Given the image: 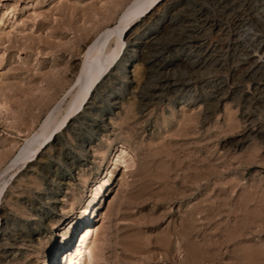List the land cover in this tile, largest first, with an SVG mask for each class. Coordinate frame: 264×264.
I'll list each match as a JSON object with an SVG mask.
<instances>
[{
	"label": "rangeland",
	"instance_id": "obj_1",
	"mask_svg": "<svg viewBox=\"0 0 264 264\" xmlns=\"http://www.w3.org/2000/svg\"><path fill=\"white\" fill-rule=\"evenodd\" d=\"M130 1L0 0V175ZM93 93L7 177L0 264H52L90 202L58 264H264V0L166 1Z\"/></svg>",
	"mask_w": 264,
	"mask_h": 264
},
{
	"label": "bare ground",
	"instance_id": "obj_2",
	"mask_svg": "<svg viewBox=\"0 0 264 264\" xmlns=\"http://www.w3.org/2000/svg\"><path fill=\"white\" fill-rule=\"evenodd\" d=\"M166 1L168 0H131L117 20L90 41L84 53V60L79 68L76 83L72 87L75 91L65 113L62 116L60 115L61 117L57 114L61 103L52 109L33 133L25 139L3 169L0 175V203L9 184V178L7 177H12L39 153H42L43 148L51 141L53 136L66 126L70 119L86 108L92 100L95 86H99L106 76L113 72L122 56L125 55L129 33L141 19L148 17L150 14L152 15ZM138 45L139 42L135 41L134 46L138 47ZM119 152L121 154L117 153L115 155L117 163L122 161V155L130 154L124 149L119 150ZM96 207L93 202H90L88 206L82 204L76 213L61 226L57 239L53 244L52 264H58L62 253L66 254L64 257L69 255L66 251L74 238L81 235V229L92 219L93 215H96ZM74 263L75 258H72L70 264Z\"/></svg>",
	"mask_w": 264,
	"mask_h": 264
}]
</instances>
